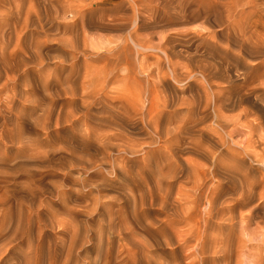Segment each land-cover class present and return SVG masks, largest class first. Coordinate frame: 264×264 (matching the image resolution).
I'll return each mask as SVG.
<instances>
[{
	"label": "rangeland",
	"instance_id": "rangeland-1",
	"mask_svg": "<svg viewBox=\"0 0 264 264\" xmlns=\"http://www.w3.org/2000/svg\"><path fill=\"white\" fill-rule=\"evenodd\" d=\"M239 10L0 0V264L264 262V63L247 53L264 55V17L240 28Z\"/></svg>",
	"mask_w": 264,
	"mask_h": 264
},
{
	"label": "bare ground",
	"instance_id": "bare-ground-1",
	"mask_svg": "<svg viewBox=\"0 0 264 264\" xmlns=\"http://www.w3.org/2000/svg\"><path fill=\"white\" fill-rule=\"evenodd\" d=\"M138 1H140V0H138ZM142 1V0H141ZM149 1V0H148ZM180 1V0H179ZM184 1V0H183ZM187 1V0H186ZM260 1L261 0H233V4H234V8H235V11L237 10H239V12H237V14H238V16L239 17H236V18H238V19H236L235 18V16H233L232 18L233 19H231L230 21H233V22H236L235 24L236 25H238V27H240L241 28V26L243 27V24L244 25H247L248 23L246 22V20L248 21V20H250V18H249V13L252 11V12H255V16H256V13H260V14H262V16L264 17V5H260ZM121 2V1H120ZM146 2V1H145ZM189 2V1H188ZM262 2H263V0H262ZM137 3V2H136ZM155 3V2H154ZM144 4V3H143ZM182 4V3H181ZM191 4V3H190ZM208 4H209V2H208ZM124 5V4H123ZM137 5L138 6H140V2L139 3H137ZM178 5V4H177ZM192 5V4H191ZM184 6V5H183ZM187 6H189V5H187ZM200 5H198L197 7H199ZM208 6V5H207ZM133 7V6H132ZM135 7H137V6H135ZM142 7V6H141ZM211 7V6H210ZM232 8V7H231ZM184 9H185V7H184ZM198 9V8H197ZM198 10H200V9H198ZM216 10H217V8H216ZM177 11H179L178 9H177ZM230 11V10H229ZM184 12V11H183ZM185 12H186V10H185ZM184 12V13H185ZM195 12H197V10L195 9ZM195 12H193V13H195ZM201 12V11H200ZM212 12V11H211ZM77 13V12H76ZM172 13V12H171ZM190 13V12H189ZM169 14V13H168ZM173 14H174V12H173ZM176 14V13H175ZM180 14V13H179ZM178 14V15H179ZM181 15V14H180ZM179 15V16H180ZM188 15V14H187ZM195 15V14H194ZM225 15V14H224ZM173 16H175V15H173ZM261 16V17H262ZM170 17V16H169ZM231 17V13L229 14V18ZM168 18V17H167ZM246 19V20H245ZM261 19H263L264 20V18H261ZM260 20V19H259ZM112 25V24H111ZM258 25H261L260 23L258 24ZM231 26H233V25H231ZM248 26V25H247ZM262 26V25H261ZM260 26V27H261ZM249 27V26H248ZM251 27V26H250ZM263 28V27H262ZM259 29V28H258ZM222 31V30H221ZM250 31V30H249ZM261 31V30H260ZM259 31V32H260ZM210 32V31H209ZM215 32V31H214ZM228 32V31H227ZM253 32V31H252ZM263 33V32H262ZM261 33V34H262ZM189 34V33H188ZM200 34V33H199ZM208 34V33H207ZM220 34V33H219ZM260 34V35H261ZM215 35V34H214ZM259 35V36H260ZM163 37V36H162ZM165 37V36H164ZM168 37V36H167ZM166 37V38H167ZM208 37V36H207ZM212 37V36H211ZM174 38V37H173ZM146 40V39H145ZM177 40V39H176ZM163 41V40H162ZM173 41V40H172ZM260 41H258L257 43H259ZM164 44V43H163ZM171 44H172V42H170L169 40H167V44H166V51H168L169 52V54H171V55H174V53H175V51H174V49H176L177 47L175 46V47H171ZM127 45V44H126ZM177 45V44H176ZM147 46V45H146ZM185 46V45H184ZM141 47V46H140ZM144 47V46H143ZM143 47H141L142 49H143ZM148 47V46H147ZM145 48V47H144ZM155 48V47H154ZM159 49V48H158ZM121 50V49H120ZM159 50H161V49H159ZM180 50V49H179ZM178 50V51H179ZM245 50H246V48H245ZM165 51V49L163 50V52ZM241 51V50H240ZM247 53H248V55H250V57H256V58H258V60H260L262 63H264V59L263 60H261L262 58H263V53H262V51L261 50H254L252 47H250L249 48V50H247ZM176 54V53H175ZM251 54H255L254 56H252ZM174 57H176V56H174ZM178 57V56H177ZM189 57V56H188ZM259 58H261V59H259ZM143 60V59H142ZM161 61V60H160ZM170 63V62H169ZM176 66V65H175ZM172 67V66H171ZM180 67V66H179ZM157 75V74H156ZM264 84V83H263ZM92 99V98H91ZM219 104V103H218ZM220 104H224V103H222V102H220ZM218 105L219 107H216V108H221V106L222 105ZM101 107V106H100ZM121 107V106H120ZM105 111V110H104ZM217 112V111H216ZM140 113V112H139ZM217 114V113H216ZM129 115V114H128ZM156 116V115H155ZM130 117H131V115H130ZM178 129V128H177ZM167 134V133H166ZM169 134V133H168ZM169 137H170V134H169ZM167 149V148H166ZM257 185V184H256ZM263 190H264V187H263ZM242 193H243V195H244V192H242L241 191V197L243 196L242 195ZM262 193H264V191H262ZM239 194V193H238ZM255 215H253V213L251 214L250 213V215H248V216H245V215H242V216H240V219H241V222H243L242 220H251L252 222H253V217H254ZM256 217V216H255ZM246 220V222H247V225H248V221ZM255 220V219H254ZM250 221V222H251ZM256 222V221H255ZM255 222H254V224H255ZM244 223H245V221H244ZM258 223V222H257ZM256 223V224H257ZM239 224H241V223H239ZM243 224V223H242ZM241 224V227H240V230L242 231V232H244V230H248L249 228H246L245 229V227L243 226ZM250 225V224H249ZM250 226H252V225H250ZM254 226V225H253ZM248 227V226H247ZM252 229V228H251ZM252 230H254V229H252ZM251 230V231H252ZM257 230V229H256ZM250 231V229H249V234H255V233H252ZM247 232V233H248ZM246 233V235H248ZM245 235V236H246ZM248 237V236H247ZM259 238H260V241H261V245L259 246V247H261V251H264V232L263 233H261L260 235H259ZM241 245V244H240ZM251 255V254H250ZM249 255V256H250ZM260 258V257H259ZM261 260H264V255L263 256H261ZM254 261V264H257L258 262H257V260H252V262ZM239 262V261H238ZM251 262V263H252ZM256 262V263H255ZM261 262V261H260ZM259 262V263H260ZM264 263V262H263ZM262 262H261V264H263ZM249 264H250V262H249ZM253 264V263H252Z\"/></svg>",
	"mask_w": 264,
	"mask_h": 264
}]
</instances>
